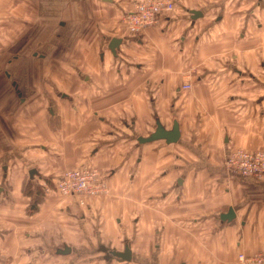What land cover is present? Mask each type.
Here are the masks:
<instances>
[{
	"label": "crops",
	"instance_id": "obj_1",
	"mask_svg": "<svg viewBox=\"0 0 264 264\" xmlns=\"http://www.w3.org/2000/svg\"><path fill=\"white\" fill-rule=\"evenodd\" d=\"M131 1L20 7L39 22L35 45L6 63L31 70L41 93L25 91L13 68L0 77V264H233L239 253H264V175L223 167L230 151H264V0H181L139 35L119 21ZM112 38L121 40L115 54ZM59 53L93 91L56 90L43 104L36 75L49 61L52 87ZM118 101L132 114L104 110ZM174 120L177 142L136 141ZM81 167L111 173L109 195L86 197L85 210L54 189L63 171ZM229 208L234 218L222 219ZM125 245L131 258L120 262L110 251Z\"/></svg>",
	"mask_w": 264,
	"mask_h": 264
},
{
	"label": "rangeland",
	"instance_id": "obj_2",
	"mask_svg": "<svg viewBox=\"0 0 264 264\" xmlns=\"http://www.w3.org/2000/svg\"><path fill=\"white\" fill-rule=\"evenodd\" d=\"M220 1H223V0H220ZM235 1L236 0H225V2L227 3V6L234 3ZM30 3H31L30 0H0V77H5L4 76V70H8V69L12 70V68H13V67L10 68L9 65L6 63V61L8 59H10L12 56H16L17 58H19L18 59L19 61L25 60V58H28L30 56L29 52L27 51L28 49H24L25 45H29L31 47H34V45H35L34 40H33V36L35 34L34 30H35L36 24L39 22H37L34 17H31L29 15L23 17L24 11H22L20 9V7L23 10L27 9V13H29L30 8L32 7V6L29 7ZM236 4L240 5V2L237 1V3L234 4L235 7H236ZM244 5L249 8V6L246 3ZM244 11L245 10H243L242 12H244ZM247 11L249 13H252V10H250V9ZM19 15H22V16H19ZM121 18L122 17H120V19ZM19 19H21V22L19 21ZM10 20H16V21L14 22V21H10ZM119 21L122 24L121 20H119ZM139 40H141V39H139ZM29 41H31L33 44H30ZM138 46H140V45H138ZM20 47H21V49H20ZM22 47H23V49H22ZM142 52H144V51L139 48V55H143V54L145 55V53H142ZM210 57H211V55L209 54V52L206 51L205 53H203V57H202L203 60L202 61L210 60ZM58 59H59L58 61H61V62H59V66H61L62 68H58V70L57 69L54 70L55 74L53 75V77H55V79H54L55 82H53L52 87L50 85V80L49 79L47 80V78L52 76L50 74L51 69H50L49 61L43 63L44 64L43 74L40 72L41 75H36L37 77L43 76V78H44L43 79V85L41 86L43 104L46 103V101H45L46 96H48L52 92L53 93L56 92V90H64V91H68L71 93H84V92L93 91V89L89 90L90 89L89 86L84 87L81 80L76 82V80L73 78V74H71L72 71H71V69H69L68 63L66 61V60L70 59L69 55L64 54V53H59ZM198 59H199V57L197 59L193 60V65H195V62ZM20 69L21 68H15V69L13 68V70L15 72H17V73L19 72L21 79H20V77H18V78L20 79V81L22 80V85H23L25 91L35 92L37 90V92L41 93L38 86L35 90L34 78L32 80V83L29 79V76H30L29 71H31V70H29L28 73L25 75V72L23 70H20ZM193 69H195V67H190L188 69V71H194ZM25 76H27L26 80H25ZM57 77H59V78H57ZM68 77H70V78H68ZM107 103H109V104L104 109L107 112L119 111L120 114H127V115L132 114L130 102L118 101V102H107ZM168 116H169L168 113L167 114L164 113L162 118H163V120L167 119V122L169 123L170 119ZM236 150H239V149H236ZM256 151H261V150H256ZM261 152H264V151H261ZM230 153H231V151L225 156V159H224L223 167L225 170H226L225 160H226V157ZM72 169H74V168H72ZM67 170H71V169H67ZM101 172L106 176V184H107L108 178L110 177L111 173H110V171H103V170H101ZM229 174L233 175L230 172H229ZM102 194H104L106 196L109 195L107 192V189H106L104 192L100 193L99 195H97L95 197L101 196ZM58 197L61 198L63 201L65 200L64 201L65 203L68 202V200H70L68 198H63L60 195ZM86 207H87V205L83 206L82 208L85 210ZM78 218H80V217H78ZM81 219H84V218H81ZM140 247L145 248V245L140 244ZM142 252L144 253V255H146L145 250H142ZM242 254H244V253H242ZM179 262L180 261H178V262L174 261L173 263L172 262H168V263L169 264H179ZM140 263L146 264V261L145 260H138V261L134 262V264H140ZM233 264H238L237 263V256H236V260L234 261Z\"/></svg>",
	"mask_w": 264,
	"mask_h": 264
},
{
	"label": "built area",
	"instance_id": "obj_3",
	"mask_svg": "<svg viewBox=\"0 0 264 264\" xmlns=\"http://www.w3.org/2000/svg\"><path fill=\"white\" fill-rule=\"evenodd\" d=\"M181 0H132L130 8L124 12L121 22L135 35L160 23L174 13L176 3ZM138 38V37H137ZM190 85L182 86L189 89ZM225 166L233 175L260 178L264 175V152L234 150L226 157ZM106 176L94 167L66 170L58 176L55 191L63 198L75 199L81 207L86 206V197L97 196L106 190ZM48 192L49 190H45ZM238 264H264V254L237 255Z\"/></svg>",
	"mask_w": 264,
	"mask_h": 264
},
{
	"label": "water",
	"instance_id": "obj_4",
	"mask_svg": "<svg viewBox=\"0 0 264 264\" xmlns=\"http://www.w3.org/2000/svg\"><path fill=\"white\" fill-rule=\"evenodd\" d=\"M190 14L192 15V17H198V15H200L198 11H194V10H191ZM120 43L121 40L119 39L112 38L110 40L108 47L111 50L112 54H115ZM178 138H179V132H178L177 121L175 120L173 121L172 129L170 131L164 130L162 125L157 121L156 128L153 133H151L146 138L138 137L136 141L139 144H145L156 140H164L167 144H171L177 142ZM33 171L29 172V174L32 175ZM181 183H182V179H179L177 184L180 185ZM221 218L227 220L234 218V212L232 208H229L226 214L221 215ZM57 252L61 254H67L69 252V249L67 247H64V251L58 250ZM110 254L112 256H115L117 259H119L120 262H128L131 258V251L128 245L124 246L122 252L110 251Z\"/></svg>",
	"mask_w": 264,
	"mask_h": 264
},
{
	"label": "flooded vegetation",
	"instance_id": "obj_5",
	"mask_svg": "<svg viewBox=\"0 0 264 264\" xmlns=\"http://www.w3.org/2000/svg\"><path fill=\"white\" fill-rule=\"evenodd\" d=\"M126 264V263H125Z\"/></svg>",
	"mask_w": 264,
	"mask_h": 264
}]
</instances>
